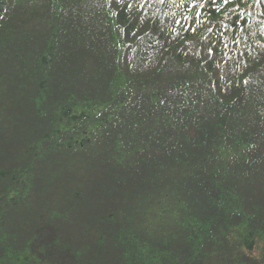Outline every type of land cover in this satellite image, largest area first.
Wrapping results in <instances>:
<instances>
[{"label": "trees", "instance_id": "obj_1", "mask_svg": "<svg viewBox=\"0 0 264 264\" xmlns=\"http://www.w3.org/2000/svg\"><path fill=\"white\" fill-rule=\"evenodd\" d=\"M0 264H264V0H0Z\"/></svg>", "mask_w": 264, "mask_h": 264}]
</instances>
